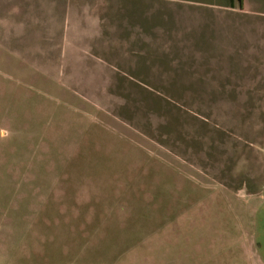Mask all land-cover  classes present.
<instances>
[{
	"label": "rangeland",
	"instance_id": "1",
	"mask_svg": "<svg viewBox=\"0 0 264 264\" xmlns=\"http://www.w3.org/2000/svg\"><path fill=\"white\" fill-rule=\"evenodd\" d=\"M0 264H264V0H0Z\"/></svg>",
	"mask_w": 264,
	"mask_h": 264
},
{
	"label": "trees",
	"instance_id": "2",
	"mask_svg": "<svg viewBox=\"0 0 264 264\" xmlns=\"http://www.w3.org/2000/svg\"><path fill=\"white\" fill-rule=\"evenodd\" d=\"M236 1L240 2L241 0H236ZM229 2H230V6H231L233 4V0H229Z\"/></svg>",
	"mask_w": 264,
	"mask_h": 264
}]
</instances>
